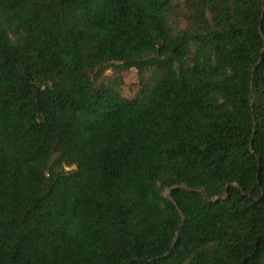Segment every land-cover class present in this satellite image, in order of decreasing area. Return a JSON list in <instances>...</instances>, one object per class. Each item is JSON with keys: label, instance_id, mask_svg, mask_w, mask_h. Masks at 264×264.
Returning <instances> with one entry per match:
<instances>
[{"label": "trees", "instance_id": "trees-1", "mask_svg": "<svg viewBox=\"0 0 264 264\" xmlns=\"http://www.w3.org/2000/svg\"><path fill=\"white\" fill-rule=\"evenodd\" d=\"M0 264H264V0H0Z\"/></svg>", "mask_w": 264, "mask_h": 264}, {"label": "rangeland", "instance_id": "rangeland-1", "mask_svg": "<svg viewBox=\"0 0 264 264\" xmlns=\"http://www.w3.org/2000/svg\"><path fill=\"white\" fill-rule=\"evenodd\" d=\"M181 22H182L181 24H184L183 21ZM106 74L111 75L112 71L109 70L107 71ZM122 76H123V84L121 87V92L125 97L131 98L136 94V91L141 86L138 71L132 68V69L123 71ZM165 193L168 195L169 191L167 190Z\"/></svg>", "mask_w": 264, "mask_h": 264}]
</instances>
